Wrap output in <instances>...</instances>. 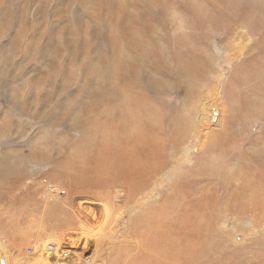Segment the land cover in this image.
Masks as SVG:
<instances>
[{"label": "rangeland", "instance_id": "rangeland-1", "mask_svg": "<svg viewBox=\"0 0 264 264\" xmlns=\"http://www.w3.org/2000/svg\"><path fill=\"white\" fill-rule=\"evenodd\" d=\"M124 111L164 155L109 142ZM63 259L264 264V0H0V264Z\"/></svg>", "mask_w": 264, "mask_h": 264}, {"label": "bare ground", "instance_id": "bare-ground-1", "mask_svg": "<svg viewBox=\"0 0 264 264\" xmlns=\"http://www.w3.org/2000/svg\"><path fill=\"white\" fill-rule=\"evenodd\" d=\"M188 10H190V9H188ZM171 17H172V15H171ZM176 19V18H175ZM179 21V20H178ZM182 21V20H181ZM182 25H184V24H182ZM177 26V25H176ZM181 26V25H180ZM177 29V28H176ZM180 30V29H179ZM150 31V30H149ZM151 31H154V29H151ZM153 34V33H152ZM144 35V38L142 39V41L140 42V44H139V47H140V53L142 52V53H144V54H147V56H148V54H149V52H151V49H153L152 48V46L150 45V44H152V43H150V41H148V39H147V35L146 34H143ZM178 36V35H177ZM189 37V36H188ZM187 37V38H188ZM190 39H192V38H190ZM189 39V40H190ZM176 41H177V39H176ZM191 41V40H190ZM187 42V41H186ZM150 45V46H149ZM177 45H179V44H176V46ZM143 54V55H144ZM153 54H154V52H153ZM119 55V54H118ZM137 57H138V55H136ZM140 56V55H139ZM131 57V55H129V54H127V58H128V60L129 59H131L130 58ZM134 58H136V57H134ZM150 58V57H149ZM161 58V57H160ZM140 59H141V57H140ZM130 61V60H129ZM128 61V62H129ZM151 62V61H150ZM156 63V62H155ZM129 64H130V62H129ZM134 64V63H133ZM133 64H131L130 66H132ZM136 65V64H135ZM145 65V64H144ZM134 66V65H133ZM155 66H157V65H155ZM127 67V66H126ZM138 67V66H137ZM114 69V68H113ZM136 69V67H133L132 68V74H135V72H134V70ZM139 69V68H138ZM122 70V69H121ZM121 70H120V72H121ZM124 70V69H123ZM125 71V70H124ZM123 71V72H124ZM147 71V70H146ZM126 72V71H125ZM117 73H118V71H117ZM122 73V72H121ZM127 73V72H126ZM130 73V72H129ZM128 73V74H129ZM119 74V73H118ZM149 74V73H148ZM116 75V74H115ZM122 75V74H121ZM145 79V78H144ZM117 80V79H116ZM123 80V79H122ZM144 82H145V80H144ZM126 87V86H125ZM128 87V86H127ZM123 89V88H122ZM136 92H138V93H140V94H142V92L141 91H139V90H136ZM149 112V111H148ZM112 113V115H113V118L114 119H112V124L111 125H113V126H115L117 123H116V114L114 113V112H111ZM143 115L146 117V108L145 107H143ZM149 114V113H148ZM132 115H134V114H132L131 112H125L124 111V113H123V121L125 122V126H123V129H122V132L120 133V131L118 130V132H115L114 131V129L112 128V131L113 132H111V135L110 136H108V137H111V139L115 142L116 141V139H121L123 142H125V144H126V146H127V148H130V149H132L133 151H136V150H139L140 148H141V145H142V142H147L146 144H145V148H146V145H148V146H150L151 148L152 147H154V149H156L158 146H157V138L156 139H151V138H153V136L152 135H154V134H152L151 135V137H148V138H145V137H143V133H145L144 132V129H150V131H152V129L155 131V119H154V114H152V113H150L149 114V118L151 119L149 122L150 123H148V124H145V122H142L141 120H139L138 119V114L136 113V115L133 117ZM148 116V115H147ZM119 119H121V117H118V120ZM245 121H246V119H244ZM188 129H189V126H187L186 128H185V130L183 129V134H184V136H186L187 134H188ZM181 130V129H180ZM148 131V130H147ZM220 133L219 134H221V133H227V128L224 130H221V131H219ZM136 143H139V144H137L136 145ZM234 144V142H232L231 141V139L230 140H227L226 138H224L223 136L221 137V138H219L218 136L214 139V140H212L211 142H208V144L205 146V151L206 152H208V153H211V152H214V151H216L219 147H221V146H223V149L219 152V153H221L222 155H224V156H229V155H231V150H230V148H232V145ZM144 148V149H145ZM158 148H160L161 149V151L163 150L164 152H163V155L166 153L165 151H166V146L165 145H163V146H160V147H158ZM141 151V150H140ZM217 151H219V150H217ZM154 157H155V155H154ZM151 158L152 160H151V162H152V166H153V170L152 171H150V172H147L146 173V168H145V171H144V175L146 174L147 176V179H146V181H144V184H143V186H146L147 184H148V181H150L149 179H151L152 178V176L155 174V173H157V170H161L163 167H165L166 165H167V163H168V160H167V158L165 157V156H163V160L161 159H156V158ZM166 161H167V163H166ZM207 161H208V164L210 165V166H213L212 165V163H211V161H210V159H207ZM137 162V161H136ZM135 165L136 166H138V163H135ZM145 165H147V163L145 164ZM136 166H135V168H136ZM150 168V167H149ZM211 169H214V168H211ZM136 170V169H135ZM134 172V171H133ZM137 172V171H136ZM136 172H134V174H136ZM211 174H213V175H215V174H219V173H215V171H211L210 172ZM221 174V173H220ZM142 175V174H141ZM220 179V178H219ZM219 179H218V181H217V184L219 183ZM233 180H236V178L235 179H233V178H231V179H229L228 180V184L227 185H231L232 184V182H233ZM259 182V181H258ZM159 184V183H158ZM54 186H48L47 187V190L50 192V193H52V194H54V195H57V189H52ZM185 187V185H181V186H179V188L180 189H183ZM215 189H216V191H217V185H215ZM58 193H61V192H58ZM65 193V192H64ZM185 197H187V196H184L183 198H167L166 199V202H168V203H173V204H175V203H177V202H184L186 199H185ZM224 198H226V197H224ZM213 199H215L214 201H216L217 200V198L216 197H213ZM231 201V202H236V195H234V194H232V195H229L228 196V198H227V201ZM214 201H212V198H204V199H201L200 200V202H203V203H210V202H214ZM33 252H34V250H33ZM195 254V253H194ZM169 255V253H167V251L165 250V251H161V253H160V255H159V257L161 258V257H167ZM170 256V255H169ZM163 257V258H164ZM162 258V259H163ZM170 260V259H169ZM3 264H6V262H5V260H4V262H3Z\"/></svg>", "mask_w": 264, "mask_h": 264}, {"label": "crops", "instance_id": "crops-1", "mask_svg": "<svg viewBox=\"0 0 264 264\" xmlns=\"http://www.w3.org/2000/svg\"><path fill=\"white\" fill-rule=\"evenodd\" d=\"M109 142L110 143H112V145L113 146H115L116 144H118V143H123V141L121 140V139H116V141L114 142L112 139H111V137H109ZM123 144H125V143H123ZM136 165L134 164L133 165V167H135ZM136 169V168H135ZM10 187V186H9ZM50 197H54V196H50ZM19 199V198H18ZM21 199H23L24 200V202L25 201H27V200H25L24 198H21ZM22 201V200H21ZM7 207H9V206H7ZM56 209L54 210L55 211V213L54 212H50V215L52 214V216L51 217H53V218H55L56 219V221L55 220H53L55 223H57V224H59V225H65V226H67V225H70V224H72L73 223V221H74V219H73V217H72V215L71 214H69V213H67L66 211H64V209H60V208H58V207H55ZM96 208H91V207H85L84 208V210H85V212L86 213H88L89 214V218L90 217H94L95 215H96V210H95ZM21 212V211H20ZM24 212V215L26 216V214L29 212V211H27V212H25V209L22 211V213ZM18 213V211L16 212V214ZM16 214H15V216H16ZM4 232H7V231H5L4 230V228L2 229ZM66 254L65 255H67V256H69V253H68V251L67 250H65L64 251ZM68 253V254H67ZM65 255H63V257L65 256ZM65 259V258H64ZM63 259V262H64V264H68V261L67 260H64Z\"/></svg>", "mask_w": 264, "mask_h": 264}, {"label": "built area", "instance_id": "built-area-1", "mask_svg": "<svg viewBox=\"0 0 264 264\" xmlns=\"http://www.w3.org/2000/svg\"><path fill=\"white\" fill-rule=\"evenodd\" d=\"M63 193H64V191H63ZM32 252V251H31ZM33 253V252H32Z\"/></svg>", "mask_w": 264, "mask_h": 264}]
</instances>
